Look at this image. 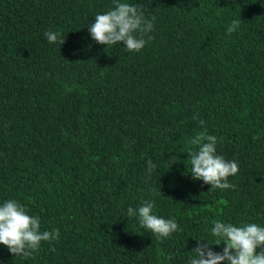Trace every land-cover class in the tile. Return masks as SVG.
I'll return each mask as SVG.
<instances>
[{"label": "trees", "instance_id": "trees-1", "mask_svg": "<svg viewBox=\"0 0 264 264\" xmlns=\"http://www.w3.org/2000/svg\"><path fill=\"white\" fill-rule=\"evenodd\" d=\"M121 2L153 23L139 52L91 38L112 0H0V204L60 233L27 259L0 244V264H188L213 220L264 226V0ZM201 131L238 163L235 188L192 179ZM145 200L180 231L158 239L127 216Z\"/></svg>", "mask_w": 264, "mask_h": 264}, {"label": "clouds", "instance_id": "clouds-1", "mask_svg": "<svg viewBox=\"0 0 264 264\" xmlns=\"http://www.w3.org/2000/svg\"><path fill=\"white\" fill-rule=\"evenodd\" d=\"M112 3L111 9L105 13H97L94 22L88 25L91 38L98 44L109 47L123 42V47L129 52H139L147 42L146 34L154 30L152 21L145 18L142 6L121 0H112ZM240 23L239 19H233L226 29L227 34L231 35L236 31ZM44 37L49 43L58 46L65 42V35L59 32L46 31ZM193 118L197 119V116ZM199 123L204 125L205 122L200 119ZM217 142V137L206 131L190 138L188 143L192 147L186 153L191 166V177L210 185L213 190L235 188L236 185L229 183L228 178L237 174L238 163L217 154ZM154 170H158L157 165L149 159L146 172L151 175ZM153 207L151 200L142 201L135 209L128 207L127 216L136 217L139 225L158 239L180 231L175 218L157 216ZM212 225L211 236L217 239L212 243L196 239L188 264H264V226L248 222L237 226L222 220H213ZM59 235V229L41 231L39 216L29 215L26 206L18 201L9 199L0 204V244L7 247L13 256L26 259L32 257L39 250L41 242L51 244L59 239ZM221 244L223 248L219 252L211 247ZM50 250L55 251V248ZM166 259L171 261L172 257L168 256Z\"/></svg>", "mask_w": 264, "mask_h": 264}]
</instances>
